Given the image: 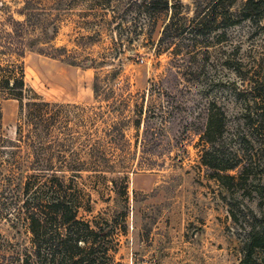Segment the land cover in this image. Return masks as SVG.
<instances>
[{
	"label": "rangeland",
	"instance_id": "374dc122",
	"mask_svg": "<svg viewBox=\"0 0 264 264\" xmlns=\"http://www.w3.org/2000/svg\"><path fill=\"white\" fill-rule=\"evenodd\" d=\"M246 1L0 0V64L16 59L2 53L9 19L45 32L36 48L55 57L26 52L25 83L45 102L68 104L73 152L82 153L93 130L84 108L128 104L92 133L99 165L68 189L77 219L100 236L96 264H240L248 233L264 228V14L243 19ZM106 80L114 89L95 97L94 83L102 88ZM210 108L225 116L211 145L204 137ZM0 109L1 134L15 141L18 103L0 100ZM113 123L123 140L109 139ZM205 150L222 156V167L237 164L220 173L234 182L212 178ZM13 156H0V264H24L32 252L22 190H3L5 181L17 182L7 165ZM249 264H264L259 251Z\"/></svg>",
	"mask_w": 264,
	"mask_h": 264
},
{
	"label": "trees",
	"instance_id": "16d2710c",
	"mask_svg": "<svg viewBox=\"0 0 264 264\" xmlns=\"http://www.w3.org/2000/svg\"><path fill=\"white\" fill-rule=\"evenodd\" d=\"M263 0H247L242 7L243 19H248L260 12V4ZM167 3H165V8ZM197 20V19H196ZM199 21V20H198ZM174 23L173 17L164 29V34ZM172 24V25H171ZM8 30L4 34V46L2 53L16 58L6 64H0V100H14L18 103L19 115L16 126L17 138L10 141L1 134L2 112L0 109V156L13 155L8 159V171L15 169L17 182L5 181L4 188L11 189L20 187L23 198L19 213L25 221L27 231L30 234L29 242L32 252L24 258V264H96L97 253H99V234L90 227L88 223L80 222L77 213L71 208L68 201V189L74 186L75 179L80 178L84 171H95L100 158L95 154L98 142L94 135L102 125H108L112 120V112L119 106L126 107L125 102H106L105 107L84 108L86 122L92 127L84 143L81 154L73 152L71 145L73 138L68 130V104H57L43 101L25 83L24 67L20 59L26 52H37L55 57L51 54L37 49L39 36L45 32H37L36 23L27 20L23 23L9 19ZM63 57L67 64L78 66V62H68V50L66 48H53ZM83 63V62H81ZM114 86L106 80L103 87L99 88L94 83L95 97L100 90L104 94L112 92ZM225 116L217 109V113L208 109L204 125V137L206 143L212 144L211 140L221 136L224 128ZM99 121L100 124H95ZM140 119L136 120L134 126L139 128ZM124 127V123H121ZM106 130L111 141L124 139V133L118 123H113ZM58 133V134H56ZM95 133V134H92ZM118 137V138H117ZM68 143L70 148L66 152H45L43 147L48 146L51 150L53 145L63 146ZM14 149L8 152L7 146ZM71 144V145H70ZM46 150V149H45ZM213 153V154H212ZM213 150H205L202 155V164L213 170L216 179L227 185L234 182L236 178L229 173L237 168V164L228 167L220 166L224 163L223 157L217 158ZM84 155V156H81ZM218 163V164H215ZM1 167L5 164L0 163ZM91 169V170H89ZM245 170V169H243ZM247 170V168H246ZM26 173L23 177L21 174ZM68 174V176H67ZM239 178V177H238ZM227 181V182H224ZM15 183V184H14ZM259 251L260 259H264V228L250 230L245 242V255L240 264H249L254 251Z\"/></svg>",
	"mask_w": 264,
	"mask_h": 264
}]
</instances>
